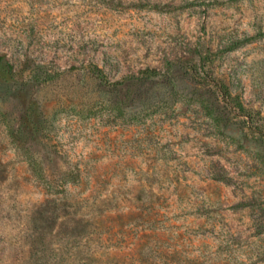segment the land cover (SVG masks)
Wrapping results in <instances>:
<instances>
[{
	"label": "rangeland",
	"instance_id": "1",
	"mask_svg": "<svg viewBox=\"0 0 264 264\" xmlns=\"http://www.w3.org/2000/svg\"><path fill=\"white\" fill-rule=\"evenodd\" d=\"M0 56V264H264V0H0Z\"/></svg>",
	"mask_w": 264,
	"mask_h": 264
},
{
	"label": "trees",
	"instance_id": "2",
	"mask_svg": "<svg viewBox=\"0 0 264 264\" xmlns=\"http://www.w3.org/2000/svg\"><path fill=\"white\" fill-rule=\"evenodd\" d=\"M93 72L94 74L97 76V78H101V71L100 69H98V67H94L93 68ZM150 71H146L144 74H148L147 77H151L155 74H158L157 72L153 71L151 73H149ZM12 74V66L10 65V63L8 62H5L4 61V57H1L0 56V79L1 80H4V79H7L11 76ZM152 74V75H151ZM6 81V80H5ZM216 87H218L222 93V97H224L226 100H230V104L233 105L237 110L238 112L240 113H244L245 112V107L243 106V104L241 103V101L238 99V98H235V97H232L231 94H230V91H229V88L224 85V84H221V85H216ZM255 122V121H254ZM254 124V123H253ZM99 255L97 254H93L91 257H98ZM118 257V255H107V258L108 259H116Z\"/></svg>",
	"mask_w": 264,
	"mask_h": 264
}]
</instances>
